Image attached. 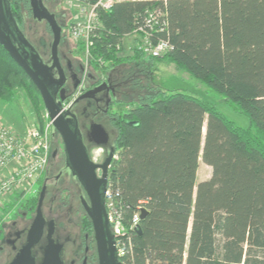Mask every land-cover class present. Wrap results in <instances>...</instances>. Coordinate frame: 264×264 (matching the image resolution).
I'll return each instance as SVG.
<instances>
[{
  "label": "trees",
  "instance_id": "obj_1",
  "mask_svg": "<svg viewBox=\"0 0 264 264\" xmlns=\"http://www.w3.org/2000/svg\"><path fill=\"white\" fill-rule=\"evenodd\" d=\"M147 8L163 13L166 26L153 39H167L171 49L159 58L137 49L118 56L116 45L143 23ZM100 20L90 48L95 73L132 66L119 81L134 91L119 96L127 107L109 114L117 156L109 180L124 224L136 210L146 212L124 264H264V0H117ZM161 62L222 96L248 127L195 94L168 93L153 80ZM17 86L44 110L0 44V100ZM199 162L211 174L197 182Z\"/></svg>",
  "mask_w": 264,
  "mask_h": 264
},
{
  "label": "flooded vegetation",
  "instance_id": "obj_2",
  "mask_svg": "<svg viewBox=\"0 0 264 264\" xmlns=\"http://www.w3.org/2000/svg\"><path fill=\"white\" fill-rule=\"evenodd\" d=\"M6 1L18 29L25 36V31L20 20L22 21L30 16L33 17L30 0ZM38 1L44 9L54 15L56 21L63 29L66 24L64 21L62 22V18L65 15L62 13L60 17H58L55 12H52L47 6L49 0ZM36 20L44 21L47 25V30L51 32V28L44 19ZM69 53H71L69 48L67 53L58 51L59 62L65 75V82L62 86L65 90V100L68 99V95L78 87L81 81L80 76L84 70L81 61L79 59L72 60L68 56ZM53 75L58 77V73L55 69L53 70ZM84 80H86V77ZM90 82L91 83L81 94L87 93L88 95L76 99L74 103H72L73 105L70 111L75 116L82 141L89 155H91L97 147H102L104 153V157L102 154V159H100V163H102L107 157L105 153L108 151L109 154L110 149L114 148V140L112 142L110 140V131H112L114 135L115 131L111 127L109 114L113 110H118L114 109V107L119 104V97H117V92H119V90L117 84H113L110 81L107 82L104 76L100 77L97 82L96 80H90ZM58 96L59 92L57 93V97ZM79 104L81 105L77 111ZM102 118L107 120L110 131L106 128L107 125L101 121ZM95 124H100L106 132L107 142L105 144L97 145L94 137L91 136L92 126ZM56 155L57 152L52 158L56 157ZM114 155H116L115 149ZM49 162L50 161H48L46 165V170L51 172V162ZM65 167L70 171L72 178H74L81 187L82 192L78 195V206L75 210H72L70 203H68L70 198L69 192L65 187L61 188L58 185L61 180V175H59L60 172L56 175H45L40 181L36 182L37 188L35 191L27 195L20 202L21 211L15 210V208L11 209L15 210V214L13 213L14 218L10 219L8 216H3L0 219V224H3L0 229V264L10 263L27 245L28 232L37 214L41 193L42 200L40 212L43 218V226L37 242H35L30 249L33 264H119L120 260L118 256L115 258L108 256L107 250L109 244L105 241L99 242L97 240L92 221L87 213V207L90 206L87 193L76 176L72 174L70 168L66 164V160ZM110 172L111 164L109 166V173ZM97 173V176L100 177L101 170H98ZM63 192L66 193L65 198L63 200H58V197H60Z\"/></svg>",
  "mask_w": 264,
  "mask_h": 264
},
{
  "label": "rangeland",
  "instance_id": "obj_3",
  "mask_svg": "<svg viewBox=\"0 0 264 264\" xmlns=\"http://www.w3.org/2000/svg\"><path fill=\"white\" fill-rule=\"evenodd\" d=\"M79 4L80 2L78 0H49V2H47L48 8L52 12H55L58 17H60L62 13L65 15L63 18L61 17L62 22L64 21L65 24H67L71 17H73V15L76 13ZM20 22L22 24V27L24 28L26 38L39 53L43 62L50 65L52 63L50 49L52 34L47 30L46 23L44 21H38L31 16L23 19L22 21L20 20ZM138 41V37L133 33L124 36L121 43L119 44V48H116V54L118 56L132 55L135 49L138 50ZM60 42L61 43L58 46V51H60L61 53H67L69 48L71 50V53H69L68 56L72 60L79 59L83 65L84 70L82 71L80 79H83V76L86 75V80L83 81L84 86L81 91L82 94L85 91L86 87L91 83L90 80H96L97 82L100 77L97 75V73H95L97 72V70L92 65V60L88 57V54H86L83 44L80 43V41L73 39L66 28L62 29V37ZM154 67V82L161 85L168 93L185 92L195 94L199 98L208 100L209 102L213 103L228 119L235 122L238 126L244 128L248 127L249 121L246 116L235 110L230 104H228V102L225 101L222 96L215 93L208 86L201 83L198 79L191 77L184 70L176 69L174 65L169 62L156 63ZM128 70L132 71V66L123 65L113 69L104 76L107 82L110 81L113 84H117L119 90V92H117V97H121L124 94L126 95L134 92L123 87V85L119 83L124 73H126ZM74 93L75 90H73L68 95V98H71ZM81 94H79L78 96H73L71 100L74 97H76V99L80 98ZM72 105L73 104H71V106L69 107V110H71ZM80 105L81 104L78 105L79 107H77V111L78 108H80ZM120 107L126 108L127 106H119L118 104L114 107V109H119ZM44 113L45 109L43 111H36L33 108L32 103L27 97L25 91L19 86L14 88L13 96L11 98L0 100L1 120L5 124L13 127L16 131L19 132H22L32 122L37 121L38 123L42 124ZM101 121L105 125H107L106 128L109 129L107 120L105 118H102ZM108 131H110V129ZM110 140L111 142L114 140V133H112V131H110ZM55 150L57 151V155L56 157L52 158V152ZM94 150H99V154L98 156H96L98 160H96L98 161V163H100L102 154L104 157L102 147H97ZM107 155L108 151L105 153V156ZM49 161L51 162V172H48L45 167L39 174L37 181H40V179H42L45 175H56L58 172H60L59 175H61V180L58 185L61 188L65 187L69 192L70 198L68 203H70L72 210H75V208L79 204L78 195L82 192L81 187L79 184H77L76 180L72 178L70 171L65 167V154L62 140L60 135L54 128L51 137V153ZM203 169H205L204 164L202 162H199V166L197 169V182L203 179H208L210 177L211 171L205 174ZM36 188L37 185L35 186V189ZM65 196L66 193L63 192L61 196L58 197V200H63ZM23 198L24 197L21 198L20 195H18L15 200L11 202V204L7 205L6 208L0 211V219L3 216H8V218L10 219L14 218L13 216L15 214V210L17 209L18 211H21L19 204L23 200ZM13 208H15V210H11ZM2 226L3 224L1 223L0 229L2 228Z\"/></svg>",
  "mask_w": 264,
  "mask_h": 264
},
{
  "label": "water",
  "instance_id": "obj_4",
  "mask_svg": "<svg viewBox=\"0 0 264 264\" xmlns=\"http://www.w3.org/2000/svg\"><path fill=\"white\" fill-rule=\"evenodd\" d=\"M30 4L33 17L39 20L44 19L51 28L52 42L50 49L52 63L50 65L45 64L34 46L18 29L6 0H0V44L36 87L44 109L52 120L54 129L61 137L66 164L87 193L90 204L87 207V213L92 221L97 240L108 243L107 254L111 258H115L117 257V252L104 200L114 148L110 149L109 154L102 163H94L90 159V155L82 141L75 116L69 109L63 110L62 106V102L65 100V90L62 87L65 82V75L58 58L62 27L58 24L54 15L44 9L38 0H30ZM54 69L57 71L58 77L53 75ZM58 92L59 96L57 97ZM87 95L85 93L80 98ZM91 136L94 137L97 145L107 142V134L100 124L92 126ZM56 152V150L53 151L52 156H55ZM98 170H101L100 177L97 176ZM41 200L42 193L37 214L28 232L27 245L8 264H33L30 249L37 242L43 226V218L40 212ZM145 214V210L141 209L140 218H143ZM136 232L140 233L139 227H137ZM119 264H122L121 261Z\"/></svg>",
  "mask_w": 264,
  "mask_h": 264
},
{
  "label": "built area",
  "instance_id": "obj_5",
  "mask_svg": "<svg viewBox=\"0 0 264 264\" xmlns=\"http://www.w3.org/2000/svg\"><path fill=\"white\" fill-rule=\"evenodd\" d=\"M78 1L80 4L76 13L63 28L69 31L73 39L83 44L86 54L92 60L90 48L94 43V38L99 36L102 29L100 12L109 11L117 0H96L94 3L87 0ZM163 16L161 11L147 8L143 23L132 32L138 37V50L145 56L161 57L171 49L167 39H153L154 34L164 31L166 22ZM116 48H119V44ZM85 77L86 75L79 82L71 98L81 94ZM71 98L62 102L63 110L69 109L72 102L76 100V97L72 99L73 101ZM42 121V124L37 121L32 122L22 132H19L5 124L0 118V211L11 204L18 195L25 198L35 191L38 176L50 159L54 127L46 111ZM98 151L90 155L94 163H98L96 158ZM115 157L117 158L114 155ZM104 200L117 256L124 264L122 258L131 245V233L138 227L140 209L132 214L126 226L119 202V192L110 180H108L104 193Z\"/></svg>",
  "mask_w": 264,
  "mask_h": 264
},
{
  "label": "crops",
  "instance_id": "obj_6",
  "mask_svg": "<svg viewBox=\"0 0 264 264\" xmlns=\"http://www.w3.org/2000/svg\"><path fill=\"white\" fill-rule=\"evenodd\" d=\"M204 166H205V169H203V170H204L205 174H207V172L211 171V167H209L208 165H205V164H204ZM203 180H206V179H203Z\"/></svg>",
  "mask_w": 264,
  "mask_h": 264
}]
</instances>
